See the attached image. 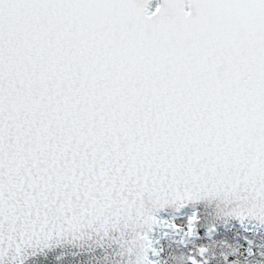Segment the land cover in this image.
Masks as SVG:
<instances>
[{
    "label": "snow or ice",
    "instance_id": "1",
    "mask_svg": "<svg viewBox=\"0 0 264 264\" xmlns=\"http://www.w3.org/2000/svg\"><path fill=\"white\" fill-rule=\"evenodd\" d=\"M0 264H264V0H0Z\"/></svg>",
    "mask_w": 264,
    "mask_h": 264
}]
</instances>
